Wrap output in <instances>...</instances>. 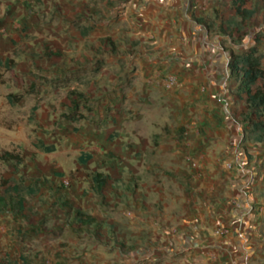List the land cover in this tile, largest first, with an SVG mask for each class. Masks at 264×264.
Returning <instances> with one entry per match:
<instances>
[{"label":"crops","instance_id":"obj_1","mask_svg":"<svg viewBox=\"0 0 264 264\" xmlns=\"http://www.w3.org/2000/svg\"><path fill=\"white\" fill-rule=\"evenodd\" d=\"M229 1L104 0L92 11L127 24L129 38L150 39L153 53L138 63L136 85L142 86V96L98 97L97 117L87 119L96 128L86 131L84 145L98 151L102 166L111 160L116 175L142 167L148 186L141 196L129 181L128 207L123 205L124 216L112 223L73 202L102 222L105 236L98 241L70 230L77 237H92L99 245L112 241L144 264H264V142H246L234 120L239 102L228 65L238 47L225 49L220 42L229 38L211 32ZM167 75L177 80L174 91L164 87ZM102 121L113 127L102 129ZM97 172L109 176L112 186L113 173ZM113 188L103 192V200L111 194L113 209H120L124 197L118 186ZM224 229L226 235H215ZM83 256L86 264L93 260L89 249Z\"/></svg>","mask_w":264,"mask_h":264},{"label":"rangeland","instance_id":"obj_2","mask_svg":"<svg viewBox=\"0 0 264 264\" xmlns=\"http://www.w3.org/2000/svg\"><path fill=\"white\" fill-rule=\"evenodd\" d=\"M102 1L0 0V60L9 61L8 65L0 66V155L7 152L22 160L16 170L15 162L0 159V196L5 193L22 196L31 221L26 223L14 215L12 206L0 204V254L19 263L24 258V264H60L67 259L64 264H86L83 255L89 249L93 259L90 264H144L133 253L118 250L112 241L110 245H99L92 237L79 238L67 228H56L64 221L58 210L63 198L89 213H102L112 223L123 217L125 211L121 209L128 207L129 181L131 190L138 187L141 196L148 186L140 173L142 167H134L132 173L123 176L116 175L111 160L102 166L98 151L88 150L83 141L86 131L93 129L90 120L97 117L98 97L142 96V86L136 85L138 63L151 58L153 53L150 39L129 38L127 24L114 23L109 17L92 12ZM251 4L257 19L244 30L242 42L236 45L230 39L220 42L225 49L238 47L232 54L247 50L254 45L256 36L264 34V5H258L257 0H251ZM227 11L217 13L212 33L220 35V18ZM84 29H91L87 37L82 35ZM105 37L114 41L120 54H96L98 39ZM262 44L264 48V39ZM85 56L91 62L64 74L71 59ZM177 88L178 84L168 90ZM71 90L95 98L80 109L85 118L77 123L61 116ZM127 108L126 101L124 111ZM102 122V129L113 127V123ZM86 155L91 159L81 163L79 158ZM102 169L116 177L111 185L118 186L124 197L118 203L120 209H113L116 200H112L111 194L106 193L107 200L100 202L90 189L89 175ZM152 196L155 202L156 194ZM107 232L111 239V233ZM152 249L159 255V247L153 245Z\"/></svg>","mask_w":264,"mask_h":264},{"label":"trees","instance_id":"obj_3","mask_svg":"<svg viewBox=\"0 0 264 264\" xmlns=\"http://www.w3.org/2000/svg\"><path fill=\"white\" fill-rule=\"evenodd\" d=\"M229 10L220 18L218 30L223 36L229 38L235 45L241 43L246 36L244 31L250 24L256 21V10L252 7L251 0H230ZM257 4L264 5V0H257ZM88 29H84L82 35L85 36ZM262 34L253 40L254 45L241 54H231L232 61L228 65L230 78L236 83L233 96L238 99L239 108L234 114V120L243 127L244 140L252 143L264 142V65L262 64V54L259 51ZM99 47L95 50L96 54L118 55L119 49L114 41L109 38L98 39ZM132 53V51H129ZM88 56L83 58L71 59V64L64 69V74L78 70L84 64L91 62ZM9 61L1 62L0 66L8 65ZM92 100L91 94H84L76 90H71L63 107L66 111L61 115L62 118L71 123H77L85 117L80 113V109ZM86 110H90L86 108ZM3 161L15 162V169L22 163L18 155L4 152L0 155ZM89 157L81 158V163L87 162ZM90 187L92 191L103 200L104 191H114L110 186V177L99 172H94L90 176ZM0 204L13 207L14 215L20 217L26 223L31 221L27 216L24 205L25 199L16 194L5 193L0 196ZM59 214L65 218L57 225V229L68 228L77 235L90 234L96 240L105 238L102 232V222L81 210L77 205L67 198H63L58 203ZM14 261L8 255L0 254V264H24L25 259Z\"/></svg>","mask_w":264,"mask_h":264},{"label":"built area","instance_id":"obj_4","mask_svg":"<svg viewBox=\"0 0 264 264\" xmlns=\"http://www.w3.org/2000/svg\"><path fill=\"white\" fill-rule=\"evenodd\" d=\"M163 83H164V87L166 89H171L173 88L175 85H177V80L174 76L172 75H167L164 77L163 79ZM188 164L190 165V167H192L193 169H197V163L195 161H193L192 159L190 158H187L186 159ZM226 170H231V165H226L225 166ZM65 185H67L68 183L65 181L64 182ZM215 235H219V236H224L227 234V230H216L215 232Z\"/></svg>","mask_w":264,"mask_h":264}]
</instances>
